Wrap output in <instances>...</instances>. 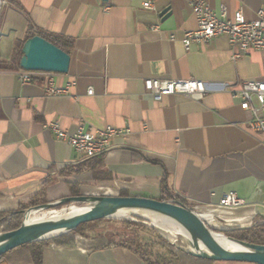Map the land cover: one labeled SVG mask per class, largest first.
Listing matches in <instances>:
<instances>
[{"label":"crops","instance_id":"1","mask_svg":"<svg viewBox=\"0 0 264 264\" xmlns=\"http://www.w3.org/2000/svg\"><path fill=\"white\" fill-rule=\"evenodd\" d=\"M146 1L15 0L3 8L0 41L6 35L9 42L0 46V211L40 192L49 202L174 195L205 210L235 191L243 206L209 220L200 215L216 230L264 222V130L251 129V112L229 89L237 80L264 81V49L234 60L228 37L219 35L187 50L184 33L197 27L188 0H152V9ZM206 2L218 15L225 7L228 19L242 10L253 20L264 9V0ZM29 33L68 47V72L50 74L58 86L70 84V95L48 96L45 75L20 81L18 44ZM148 78L201 79L208 89L202 100L178 94L155 101L145 92ZM50 121L69 132L81 123L85 130L111 125L129 132L106 154L86 158L44 128ZM75 237L74 247L43 246L41 261L17 247L5 262L150 264L111 234ZM178 256L179 264H255Z\"/></svg>","mask_w":264,"mask_h":264},{"label":"built area","instance_id":"2","mask_svg":"<svg viewBox=\"0 0 264 264\" xmlns=\"http://www.w3.org/2000/svg\"><path fill=\"white\" fill-rule=\"evenodd\" d=\"M15 0H0V16L3 8ZM192 6L197 20V27L187 30L183 36L185 49L189 50L193 44L209 42L219 35H226L232 49V58H240L249 50L264 49V9L257 12V18L246 19L242 10H237L232 19L226 17V8L221 9L218 15L206 0H188ZM144 7L154 8L152 0L144 2ZM105 9H109L106 6ZM155 29L158 26H154ZM173 38V36H171ZM51 72L26 70L20 68L18 76L22 84L30 83L38 76H46L45 92L48 96L70 95V84L58 86ZM145 92L150 94L155 101H161L167 95H183L195 100H202L207 92V84L201 79H167L148 78L144 80ZM234 97L240 98L243 106L252 114L250 127L254 131L264 130V81L237 80L230 86ZM93 94V89L88 90ZM44 128L52 130L58 139L66 141L76 152L86 158H94L106 154L118 136L126 135L129 129L117 128L111 125L102 128L85 130L81 123L75 132L63 129L58 121H50ZM245 204L235 191L225 192L218 206L203 210L195 205L193 208L199 213H215L225 209L238 208ZM207 221V220H206Z\"/></svg>","mask_w":264,"mask_h":264},{"label":"water","instance_id":"3","mask_svg":"<svg viewBox=\"0 0 264 264\" xmlns=\"http://www.w3.org/2000/svg\"><path fill=\"white\" fill-rule=\"evenodd\" d=\"M70 61L71 56L68 52L43 36L35 35L28 38L22 47L20 66L26 70L66 73L69 70ZM69 202H84L89 205V208L67 218L26 223V216L32 210L51 209ZM123 209L149 210L170 216L181 222L206 245L207 249L202 252L190 249V247L178 246L193 256L210 260L264 264V243H248L227 237L229 240L237 242L243 249L231 250L227 248L216 238L218 233L212 230L208 222L193 207L185 206L176 200L122 195H80L31 208L25 213L19 228L0 232V256L27 243L51 239L69 233L83 223L105 218H118L115 214ZM133 215V217L124 219L136 220V218H141L148 222L145 217L138 214ZM147 222L146 224L149 226L158 229L153 223ZM163 237L165 236L163 235ZM172 243L175 244V242Z\"/></svg>","mask_w":264,"mask_h":264},{"label":"trees","instance_id":"4","mask_svg":"<svg viewBox=\"0 0 264 264\" xmlns=\"http://www.w3.org/2000/svg\"><path fill=\"white\" fill-rule=\"evenodd\" d=\"M36 34L34 33H29L23 40H20L18 44V61H20V58L22 57V47L26 40L30 37L35 36ZM44 38H46L48 41L54 43L58 47L62 48L64 51L68 52V47L63 45L59 38L55 36H47V35H42ZM122 196H127L125 192H121ZM161 200H176L185 206L193 207L194 205L189 203L186 199L180 197V196H174V195H167L159 198ZM49 203V200L45 196L44 192H40L38 194H35L30 197L29 202L27 203H22L18 208L12 209V210H3L0 211V232H6L10 230L17 229L21 226L24 215L27 212V210ZM76 204H80L81 202H75ZM61 206V205H60ZM57 206V207H60ZM137 220H122L123 223H125L128 227H134L135 229L137 228H142L144 230H148V228L140 223L141 218H136ZM110 221L111 219L105 218V219H99L96 221L92 222H87L80 224L75 230L60 235L55 238L51 239H45V240H39V241H34L27 243L23 246L20 247H28L31 249L32 254L34 258L37 261H41L42 259V248L45 245L54 243L58 246L61 247H74L76 245V235L79 234L81 236H90L95 234V232L90 233V231H94V228L97 224L103 222V221ZM212 228V227H211ZM215 232H220L223 233L224 236L242 240L244 242L248 243H264V222L262 224L258 225H253L250 228H235V229H222V230H216L213 229ZM121 245L128 247L141 255L144 260H146L150 264H171L174 262V264H179V257L175 253H170V257L166 258L165 256H162L161 254L159 256H154L156 258H153V251H152V244L148 242H144L139 236H133L131 238H128L126 240H122L120 242ZM5 256L6 254H3L0 256V264H6L5 262Z\"/></svg>","mask_w":264,"mask_h":264},{"label":"rangeland","instance_id":"5","mask_svg":"<svg viewBox=\"0 0 264 264\" xmlns=\"http://www.w3.org/2000/svg\"><path fill=\"white\" fill-rule=\"evenodd\" d=\"M8 42H9L8 37L6 35H4L3 39L0 41V46H2L4 49H6V48H8L7 47ZM49 203H51V202H49ZM72 204L77 205L79 208H81V205H86V203H84V202H81L80 204L69 202V203L62 204L60 207H53L51 209H44V211L60 210V208L61 209L68 208ZM143 213L148 214L144 211H142V212L138 211L137 212V214L140 216H142L141 214H143ZM203 214L206 215L207 220L212 219L211 213H203ZM127 216L129 218L128 214H127ZM131 217H133V216H131ZM145 218L148 219V222L145 220H141L140 223L142 225L146 226L148 228V230H144L142 228L141 229L140 228L135 229L134 227H128L122 221V220H126V219L109 218V219H111L110 221L106 220V221H103V222L97 224L94 228V231H90V233L95 232V234H97V233L111 234V236L118 238L117 241L119 243L122 240H126L128 238L133 237V236H139L144 242H148V243L152 244L153 258H156L154 256H156V255L159 256L161 254L162 256H165L166 258L171 259V257H170L171 252L177 254V256L179 253L185 252L181 248L178 247L179 245L183 246L185 248H189L188 244H180V243H176V242H175V244H173L171 241H169L165 237H163V235L166 236L171 230H169L168 228L163 226V224L158 221V219L155 215H149L148 217H145ZM133 221H135V220H133ZM146 222L147 223H153V225H155L158 229H159V227H161V228L165 229V231L163 232L160 229L158 230L156 228H153V227L149 226L148 224H146ZM217 233L223 235V233H220V232H217ZM179 262H180V260H179ZM236 262H238V261H236ZM171 264H174V262H172Z\"/></svg>","mask_w":264,"mask_h":264},{"label":"bare ground","instance_id":"6","mask_svg":"<svg viewBox=\"0 0 264 264\" xmlns=\"http://www.w3.org/2000/svg\"><path fill=\"white\" fill-rule=\"evenodd\" d=\"M75 203V202H73ZM71 204V203H70ZM78 204V203H77ZM89 208V205H81V208H79L77 205L72 204L69 208H63L60 210H32L30 211L26 216V223H35V222H41L46 220H56L59 218H67L69 216H72L77 213H81ZM144 211L148 214H141L143 217H148L149 215H155L160 223L163 224L166 228L171 230L165 237L168 238L171 242H176L180 244H188V247L190 249H193L195 251H205L206 245L203 243L202 240L198 239L195 235H193L190 230L183 225L181 222L177 221L176 219L156 213L149 210H141V209H123L120 210L118 213L115 214L118 218H128L134 216L133 214H137V212ZM158 215V216H157ZM152 219V218H151ZM156 219V218H155ZM156 219V220H157ZM161 231H165V229L159 227ZM161 233V232H160ZM162 234V233H161ZM216 238L224 244L227 248L231 250H242L243 247L239 245L237 242H234L232 240H229L226 236L222 234H217Z\"/></svg>","mask_w":264,"mask_h":264}]
</instances>
